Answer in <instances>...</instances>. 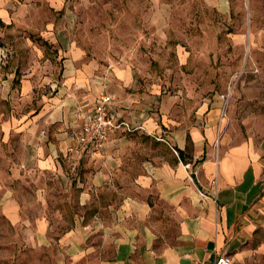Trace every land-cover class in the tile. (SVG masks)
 Here are the masks:
<instances>
[{
	"label": "crops",
	"instance_id": "obj_1",
	"mask_svg": "<svg viewBox=\"0 0 264 264\" xmlns=\"http://www.w3.org/2000/svg\"><path fill=\"white\" fill-rule=\"evenodd\" d=\"M78 5L0 0V24L56 52L23 75L28 108L2 127L13 159L1 212L47 264H213L223 253L264 264V139L217 143V103L144 85L129 60L83 55ZM105 92L133 129L85 152L72 133Z\"/></svg>",
	"mask_w": 264,
	"mask_h": 264
},
{
	"label": "rangeland",
	"instance_id": "obj_2",
	"mask_svg": "<svg viewBox=\"0 0 264 264\" xmlns=\"http://www.w3.org/2000/svg\"><path fill=\"white\" fill-rule=\"evenodd\" d=\"M78 3L72 36L83 55L107 66L129 60L144 85L157 84L172 96L181 91V99L195 104L217 103V143L224 136L232 143L264 139V0ZM0 50L1 199L13 159V146L2 127L28 108L17 91L23 75L42 70L44 57L56 52L41 37L4 24ZM0 264H47L43 255L26 246L1 204Z\"/></svg>",
	"mask_w": 264,
	"mask_h": 264
},
{
	"label": "built area",
	"instance_id": "obj_3",
	"mask_svg": "<svg viewBox=\"0 0 264 264\" xmlns=\"http://www.w3.org/2000/svg\"><path fill=\"white\" fill-rule=\"evenodd\" d=\"M115 98L111 93H102L94 107L88 110L79 129L72 133L83 151L102 150L111 136L120 129L132 130L125 120H120L113 112ZM212 188L218 192V178L212 180ZM205 195L204 193H202ZM213 264H234L230 255L223 253Z\"/></svg>",
	"mask_w": 264,
	"mask_h": 264
}]
</instances>
